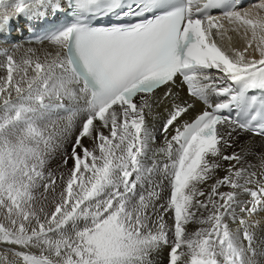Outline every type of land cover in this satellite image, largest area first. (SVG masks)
Here are the masks:
<instances>
[{
    "label": "snow or ice",
    "instance_id": "obj_1",
    "mask_svg": "<svg viewBox=\"0 0 264 264\" xmlns=\"http://www.w3.org/2000/svg\"><path fill=\"white\" fill-rule=\"evenodd\" d=\"M0 70V264H264V0H0Z\"/></svg>",
    "mask_w": 264,
    "mask_h": 264
},
{
    "label": "bare ground",
    "instance_id": "obj_2",
    "mask_svg": "<svg viewBox=\"0 0 264 264\" xmlns=\"http://www.w3.org/2000/svg\"><path fill=\"white\" fill-rule=\"evenodd\" d=\"M255 2H258V0H250L249 1V3L252 5L253 3H255ZM248 4V3H247ZM25 26H26V20H25V18H21L20 20H19V22H18V24L17 25H15V27H14V31H13V36L14 37H16V38H18V39H24V38H26L27 36H28V33L26 32V31H24V28H25ZM233 42L237 45V46H242V41L239 39V38H237V37H235L234 36V40H233ZM0 72H2V70H0ZM182 95L184 94L183 92L181 93ZM159 126V124L157 125V127ZM248 140V136L247 135H243L242 137H241V143H244V142H246ZM85 143H87V141H85ZM157 143H161V140H160V138H159V135H158V139H157ZM260 138H256V145H257V147L259 148V146H260ZM52 167L54 168L55 167V163H53L52 164ZM220 175H223V173L221 172L220 173ZM223 190H225V191H227L228 189L227 188H225V189H223ZM193 229L195 228V227H197L196 225H193V226H191Z\"/></svg>",
    "mask_w": 264,
    "mask_h": 264
},
{
    "label": "rangeland",
    "instance_id": "obj_3",
    "mask_svg": "<svg viewBox=\"0 0 264 264\" xmlns=\"http://www.w3.org/2000/svg\"><path fill=\"white\" fill-rule=\"evenodd\" d=\"M249 6H251L250 4H248V5H246L245 7H249Z\"/></svg>",
    "mask_w": 264,
    "mask_h": 264
}]
</instances>
